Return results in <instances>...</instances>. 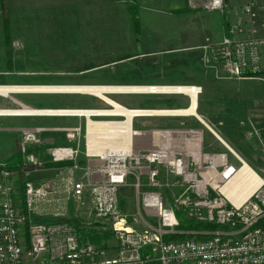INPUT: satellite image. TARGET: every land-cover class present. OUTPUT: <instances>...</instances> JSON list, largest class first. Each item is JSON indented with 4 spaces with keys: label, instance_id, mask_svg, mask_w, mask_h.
Returning a JSON list of instances; mask_svg holds the SVG:
<instances>
[{
    "label": "built area",
    "instance_id": "2783aa9c",
    "mask_svg": "<svg viewBox=\"0 0 264 264\" xmlns=\"http://www.w3.org/2000/svg\"><path fill=\"white\" fill-rule=\"evenodd\" d=\"M223 0H188L191 10L218 12L224 15ZM226 16V15H225ZM225 36L218 43L203 47V64L224 79L264 80V3L249 0L230 19H225ZM153 88V87H150ZM182 88V87H181ZM187 95L196 97L200 88L183 87ZM193 89H196L193 91ZM153 94L152 92H147ZM104 111L80 109L0 111V116L26 117H75L85 123L81 128L65 130L69 141H77L76 148H49L50 162H74L81 153L87 160H97L100 166L87 169L91 210L95 218L110 221L116 241L115 255L104 257L95 245L80 240L70 223H42L34 220L37 206L49 202L59 193L49 182L23 184L22 214L17 207L14 176L0 170V264H145L141 257L148 249L150 259L158 264H264V171L253 174L259 186L248 199L232 203L221 193L237 169L225 154L204 153L202 133L184 126L172 130L136 132L132 120L151 116H182L184 113L155 110H128L108 101ZM127 114L131 119L129 126ZM185 115V114H184ZM109 116L108 123H97L98 117ZM99 127L106 131L98 132ZM91 129L94 133L90 135ZM37 131L22 132L20 151L26 165L40 168L44 162L28 152V146L40 144ZM151 138L146 146L145 139ZM239 164L242 161L237 159ZM246 164V163H245ZM239 169V168H238ZM161 172L175 180L167 187L181 189L171 207H166L157 191L142 193V209L154 218V225L139 231L127 225L119 212L117 191L128 177L140 188V181L147 180L149 187H157ZM98 174V179H95ZM64 194L80 198L84 185L70 183L61 186ZM215 197H212V196ZM19 204V202H18ZM203 210L208 223L229 228L215 232L208 239L184 238L164 242L163 237L174 232L178 222L176 212L184 211L195 216ZM195 218V217H194ZM27 223V237H21Z\"/></svg>",
    "mask_w": 264,
    "mask_h": 264
},
{
    "label": "crops",
    "instance_id": "0c3cea01",
    "mask_svg": "<svg viewBox=\"0 0 264 264\" xmlns=\"http://www.w3.org/2000/svg\"><path fill=\"white\" fill-rule=\"evenodd\" d=\"M247 1L249 0H227L224 16L231 19ZM259 1L264 3V0ZM130 5L137 8L138 41L133 34ZM3 20L9 23L8 39L13 36L15 40H20L19 43L22 42V58H9L10 52L6 54ZM57 22H61V25L64 23L65 44L70 42V45L72 37L78 42L79 53H75V56L71 53L69 58L56 57ZM225 32V18L220 13L191 10L188 0H0V111L30 108L100 112L106 106L111 108L108 104L110 101L128 110L184 112L192 107L191 98L187 94H150L132 90L156 86L192 87L201 89V93L195 97L193 112L174 117L136 118L132 120V128L136 132H150L184 126L201 133L204 130L211 133L213 130L204 120V109H200V106L205 108L201 105L200 96L203 95L202 86L209 85V81L216 77L214 71L202 62L203 47L220 42ZM66 36L70 39L67 40ZM144 41L150 44H142ZM137 49L141 52H136ZM71 50L70 48L69 51ZM98 53L105 56L101 57L100 62L96 61V65L90 66L89 58ZM57 58L62 59V63ZM146 59H158L157 63H153L158 67L156 71L144 66L142 60ZM72 60L83 63L72 65ZM59 64L66 67L57 69ZM118 66L125 75L156 72L157 77H160L114 80L108 78L110 73L103 72ZM77 67L80 69L76 70ZM105 87L106 90H103ZM53 88H87L94 92L51 90ZM96 120L97 123H108L112 117H98ZM71 128H81L82 134L85 130L84 120L75 117L0 116V162L12 157L14 149H17V139L24 130L38 129L40 144L35 147V152L44 163L51 164L49 155L44 154V150L76 148L77 141L66 138L65 130ZM225 138L230 140L232 147L236 146L239 154L226 146L224 141L216 140L230 154L228 156L224 153L230 163L235 160L238 162L237 159L244 163L250 161L251 153L237 147L238 144L227 132ZM81 141L83 143L82 137L81 162L85 166L93 165L96 171L100 163L96 159L87 160L84 157ZM144 142L147 147L150 146L151 138H146ZM204 149L202 135V150ZM95 179H98V174ZM59 182L67 183L65 180Z\"/></svg>",
    "mask_w": 264,
    "mask_h": 264
},
{
    "label": "rangeland",
    "instance_id": "374dc122",
    "mask_svg": "<svg viewBox=\"0 0 264 264\" xmlns=\"http://www.w3.org/2000/svg\"><path fill=\"white\" fill-rule=\"evenodd\" d=\"M60 23L61 22H57V31L55 38L56 57L65 56L69 58L71 53L73 54V56H75V53H79V44L78 42H75L76 39L73 37L70 45V42L68 44H65L63 42L64 23L62 25ZM13 35L15 36V34ZM66 39L69 40L70 38H67L66 36ZM19 41L20 40H15V38L11 36L10 40L8 39V41L6 42V54L10 52L9 58H11L12 56H19V58H22L23 53L20 51L23 49V44L22 42L19 43ZM138 44L139 43H137V46ZM142 44L149 45L150 43L144 41ZM68 48H71L72 50L69 51ZM137 51L139 52L140 50L137 49L136 52ZM92 56L93 58H89L90 66L96 65L94 63L96 61L100 62L101 57L105 55L103 53H98L92 54ZM57 59L59 60V63H62V59ZM159 60L163 61L160 57ZM142 62L144 66L147 65L153 72L156 71L158 68L153 64L157 63L158 59H146L142 60ZM70 63L72 65L76 64L78 66V64L83 63V61L72 60V62ZM64 64H59L60 67L58 66L57 69H63L64 67H66V65L64 66ZM158 66L159 69H161L160 64ZM79 69V67L76 68V70ZM103 72L110 73L108 78L114 80L127 78L136 79L143 77H153L157 79L160 77H157L158 75L156 74V72H146V75H125L123 74L119 66L116 68H109L107 70H104ZM213 73L217 80L213 77V79L209 81V85L202 86L203 95L200 96L201 105L203 104V106L205 107L201 108L200 106L201 110L204 109V120L207 125L213 131H215L217 135H219L222 141H224L236 154H238L236 151V146L232 147V145L229 144L230 140H227V138H225L226 132L229 134V136L232 137L234 141H236V144H238L237 147L240 146L241 149L243 148V150H246V153H251V155H249L250 161H247L246 164L253 172H255V174L257 173L259 174L258 176L261 177L263 176L261 175V171H264V80L245 82L235 81L233 79H224L221 75H218L215 72ZM199 114L201 115V112H199ZM195 126H197L196 122ZM202 135H204V153H226L228 156H230V154H228L224 147L218 141H216V139L211 133L204 130V133H202ZM21 137L22 134L17 139V149H14L12 157L0 162V170L5 169L11 174H13L15 178L14 183L17 186L18 194L22 193V186L27 181H32L34 183L46 181L54 186L56 192L59 191V193L56 194L52 198V200H50L49 202L40 203L37 206L36 214L33 216L34 220L42 223H56L59 221L71 222V225L75 227L76 230H78L79 235H82L84 237L86 236V234L88 235V233H90L91 235H108L109 233L112 234L111 222L95 218L91 210V198L88 187L90 177L87 178L86 172L87 169H93V165L89 164L85 166L81 162V158L83 156L79 153L75 161L76 163H44L40 168H33L32 166L26 165L23 160V155L20 151ZM37 146L38 144L29 145L27 148L28 152L33 153L39 159H42L41 156H39V154L35 152V147ZM47 150L48 149L44 150V154L47 153ZM56 164L63 165L62 167H56ZM231 164L236 169L240 167V164L236 160L233 162L231 161ZM161 174L162 175L159 176V179L157 180L159 185L153 189L149 187L148 182L145 179H142L139 182L140 188L136 189L134 187L135 181L132 177L127 178L124 184L118 189V209L122 217H124V219L126 220L127 225L131 228L142 231L144 230L146 225L155 224L154 218H150V216L145 214L144 210L142 209V193L152 190L159 192L165 206L167 207L172 206V201L174 197L178 193H180L181 189L179 187L172 188L166 186L174 183L175 180L171 177L165 176L164 172H161ZM60 180H65L67 183L62 184L61 182H59ZM69 182L82 183L84 185L82 195L79 199L74 198L72 194L67 195L61 191V186L68 185ZM212 197L215 196L213 195ZM16 201L18 209L21 211L22 214H25V210L23 208V201L20 200V196L17 195ZM205 216L206 215L203 210L195 212V216L185 212V219L188 221H193L195 223H208L206 222V220L203 219ZM27 227L28 224L25 223L21 231V237L25 239L27 237ZM217 227L218 228L213 231L203 230L200 232H183L178 231L175 228L174 232L170 235H183L179 239H196L195 236H204L206 237L205 239H208L215 232H225L229 229L225 226ZM94 241L97 243V249L99 251H103L104 257H112L115 255L116 241L113 235L112 237L110 235L108 237L100 236L97 239H94Z\"/></svg>",
    "mask_w": 264,
    "mask_h": 264
},
{
    "label": "bare ground",
    "instance_id": "6f19581e",
    "mask_svg": "<svg viewBox=\"0 0 264 264\" xmlns=\"http://www.w3.org/2000/svg\"><path fill=\"white\" fill-rule=\"evenodd\" d=\"M169 87H160V86L157 87L156 86V87H153V88L147 87V88L134 89L132 91H136V92H152V93H156V94H159V93H181V94H185L186 93V90L182 89L181 87H177V86L176 87L174 86L173 88H169ZM51 90H55V91L68 90V91H79V92L80 91L81 92L82 91H86L87 92L88 89L87 88L86 89L85 88H67V89L53 88ZM89 90H92V89H89ZM103 90H106V87ZM194 90L196 92V89H193V91ZM124 91H128V90H124ZM92 92H94V90H92ZM96 95H98V94L96 93ZM188 97L191 98L192 107L188 111H184V112L179 111V112H181V113H191V112H193V107L195 105L194 93L191 92V94L188 95ZM166 113H168V111H163V112L158 113V114H166ZM130 119H131L130 114H127V119H126L127 120V123H126L127 127L129 126ZM106 130H107L106 128H102V127L100 128L99 127V129L97 131L98 132H103V131H106ZM93 133H94V129H91L90 135H92ZM211 134L216 138V140H218V141L221 140L222 141V139L216 133H214L213 131L211 132ZM226 146H227V144H226ZM257 178L258 177H256L253 174V172L250 170V168L247 166V164L242 162V164H240L239 169H237V171L235 172V174L232 177V179L225 186H222V188H220V193L226 199L231 201L232 203L240 204L241 202H243L246 199H248L250 197V195L255 191L257 186H259L260 180H258L259 178L258 179Z\"/></svg>",
    "mask_w": 264,
    "mask_h": 264
},
{
    "label": "trees",
    "instance_id": "16d2710c",
    "mask_svg": "<svg viewBox=\"0 0 264 264\" xmlns=\"http://www.w3.org/2000/svg\"><path fill=\"white\" fill-rule=\"evenodd\" d=\"M4 8V6H2ZM129 9H130V17H131V23H132V28H133V34L135 36V39L136 41H138V21H137V8L136 6L134 5H130L129 6ZM225 19H226V16L222 15ZM3 32H4V39H5V43L8 41V38H9V23L7 20H3ZM63 164H56V167H62ZM52 166V165H51ZM18 196H20V200H22L23 198V186H22V193L21 194H18ZM176 216V219L178 221V225L176 227V230L178 231H191V232H195V231H203V230H207V231H213L215 230L217 227V225L215 224H212V223H195L193 221H188L185 219V212L184 211H178L176 212L175 214ZM39 222V221H37ZM50 223H54V222H50ZM67 223H70L71 222H67ZM78 232V230H77ZM79 234V233H78ZM89 235V236H88ZM88 235L86 234V236H82V235H79L80 236V240L83 241V242H89L90 244L92 245H97V243L94 241V239H97L98 237L100 236H105V237H108L109 235L112 237L113 234L109 233L108 235L107 234H96V235H91L90 233H88ZM183 235H174V236H165L163 237V241L164 242H169V241H174V240H182V239H179L181 238ZM196 237V240H204L206 237H202V236H195ZM93 240V241H91ZM141 257L142 258H147L149 260H147L145 262V264H158L156 261L150 259V255H149V252H148V249H144L142 250L141 252Z\"/></svg>",
    "mask_w": 264,
    "mask_h": 264
},
{
    "label": "water",
    "instance_id": "95a60500",
    "mask_svg": "<svg viewBox=\"0 0 264 264\" xmlns=\"http://www.w3.org/2000/svg\"><path fill=\"white\" fill-rule=\"evenodd\" d=\"M223 1L226 3L227 0H223Z\"/></svg>",
    "mask_w": 264,
    "mask_h": 264
}]
</instances>
